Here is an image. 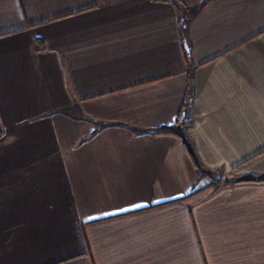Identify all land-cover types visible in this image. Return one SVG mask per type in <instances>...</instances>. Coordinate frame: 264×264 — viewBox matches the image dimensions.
Returning <instances> with one entry per match:
<instances>
[{"label":"crops","instance_id":"crops-1","mask_svg":"<svg viewBox=\"0 0 264 264\" xmlns=\"http://www.w3.org/2000/svg\"><path fill=\"white\" fill-rule=\"evenodd\" d=\"M203 1L0 0V264H264L184 141L264 178V0Z\"/></svg>","mask_w":264,"mask_h":264},{"label":"trees","instance_id":"trees-1","mask_svg":"<svg viewBox=\"0 0 264 264\" xmlns=\"http://www.w3.org/2000/svg\"><path fill=\"white\" fill-rule=\"evenodd\" d=\"M174 1V0H173ZM211 0H204L202 5H201V8L206 6ZM177 4L181 5V3L177 2ZM187 26V22L185 20V22L182 24V29L184 30ZM190 123L191 121L187 119V116L184 115L183 116V121H182V124H184L185 126H190ZM159 132L161 133H175L174 130L172 129H162L160 130ZM186 145H187V148L189 149V152L190 154L193 156L194 158V162H195V165H196V168H197V171H198V174H199V177H204L206 175L210 176L211 177V174L209 173L210 169L207 168L206 166H204L198 156H197V153L195 151V148H194V145L193 143L191 142L190 138L187 136L186 139L184 140ZM242 181H264V178L263 177H238V176H235V177H226L224 178V184L225 185H230L232 183H237V182H242Z\"/></svg>","mask_w":264,"mask_h":264},{"label":"rangeland","instance_id":"rangeland-1","mask_svg":"<svg viewBox=\"0 0 264 264\" xmlns=\"http://www.w3.org/2000/svg\"><path fill=\"white\" fill-rule=\"evenodd\" d=\"M209 173L211 174L212 184L216 187H220L224 184V178L226 177H235L233 171L224 172L222 169H210Z\"/></svg>","mask_w":264,"mask_h":264}]
</instances>
